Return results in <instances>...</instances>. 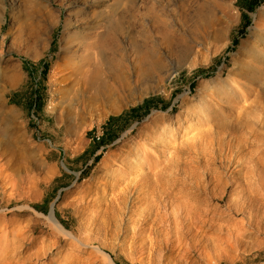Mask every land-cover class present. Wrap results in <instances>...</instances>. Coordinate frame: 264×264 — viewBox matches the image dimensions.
<instances>
[{"label":"rangeland","instance_id":"1","mask_svg":"<svg viewBox=\"0 0 264 264\" xmlns=\"http://www.w3.org/2000/svg\"><path fill=\"white\" fill-rule=\"evenodd\" d=\"M72 1L0 0L10 59L0 66V140L13 149L0 146L1 176L24 167L39 182L24 212L3 215L0 191V259L99 264L98 247L115 264H262L264 231L248 225V211L261 212L264 196L246 174L264 158V60L240 44L264 0H106L71 16V26L101 31L113 8L132 25L93 89L55 64ZM143 103L140 119L128 114ZM120 116L115 138L97 145ZM51 212L91 243L57 238Z\"/></svg>","mask_w":264,"mask_h":264},{"label":"bare ground","instance_id":"2","mask_svg":"<svg viewBox=\"0 0 264 264\" xmlns=\"http://www.w3.org/2000/svg\"><path fill=\"white\" fill-rule=\"evenodd\" d=\"M106 0H75L72 1L68 7V12L66 13L65 22L63 24L62 36L60 38L59 49L56 54L55 64L68 69L70 74L74 76V79L80 85L89 88H100L101 83H104L103 77L101 75V65L103 62L111 61L112 52L115 40L117 37L123 33L131 30L132 25L125 19L124 14L116 12L113 8L110 9L108 17L105 19L104 24L101 25V31L94 29H85V26H71L73 21L70 19L71 16L75 18L79 17L82 13L86 15L87 12L93 10L96 7L102 6ZM46 6V5H45ZM264 11V6L261 7ZM50 14V13H46ZM103 13L100 14V16ZM259 13L254 15L252 24L249 28V33L247 37L243 39L240 44V48L245 52L250 50H257L261 54V60H264V17ZM237 16V13H235ZM4 15H2L1 21ZM0 24V30H1ZM250 48V49H249ZM249 49V50H248ZM248 50V51H247ZM251 54L254 51H250ZM255 54V53H254ZM10 59H5L1 55L0 51V66L5 64ZM260 66V64H258ZM10 75L3 74L2 77H9ZM214 81V76L206 80L208 84ZM234 82L232 77L229 79V83ZM223 88L220 86L219 91L216 92L217 98H223L220 94L223 93ZM209 94L215 92L211 88L208 90ZM241 92V93H240ZM238 92L240 99L243 101L247 97L245 91ZM203 105L200 104L199 112H201ZM167 132V131H166ZM169 134V133H168ZM6 148V153L13 152L11 143L9 141L0 140V146ZM0 153V182H2V188H0L1 193L6 197V204L4 206L5 210L2 211L3 215L8 211H21L29 209L33 205L27 200L31 195L32 191L36 189L39 185L38 180H31L26 173L24 167L16 171L15 175L11 179L3 180L4 177L1 173L4 168V163H2ZM173 159V157L171 158ZM150 169V165L146 167ZM156 176V175H155ZM246 178L250 180L251 185H256L259 183L261 186V192L258 197L264 196V158L261 167H250L247 171ZM231 185L235 187V190L240 187L233 195L237 198L244 194V189L239 180H231ZM258 197L256 199H258ZM255 199V198H254ZM240 200V199H238ZM251 206V205H250ZM261 212L256 210H249V220L251 222L248 224L252 225L256 230L264 231V206L261 207ZM48 224L52 230L57 231L60 235L59 237H67L72 241L77 243V246H87L91 243L90 237L84 236L80 237L72 232L66 231L62 225L59 223L56 216L51 212L49 214ZM264 245V244H263ZM97 252H101L99 257V264H115L113 259L98 247L94 248ZM0 264H9L5 258L0 259ZM264 264V262L262 263Z\"/></svg>","mask_w":264,"mask_h":264},{"label":"trees","instance_id":"3","mask_svg":"<svg viewBox=\"0 0 264 264\" xmlns=\"http://www.w3.org/2000/svg\"><path fill=\"white\" fill-rule=\"evenodd\" d=\"M39 69H40V72H39L40 75L43 76L44 72L46 71V65L44 63L40 64ZM38 89H39V87L36 86L35 87V90H34V92L32 94V101H31V105H30V107H32V108H39V103L41 101V96L38 93V91H39ZM142 108H144L143 109V112L141 114H139L140 113V110ZM146 111H147V109H146V103H143L141 106L131 109L128 112V114H131V115L134 114V116L137 119H140V116H143L146 113ZM122 118H123V116H120V117H111L108 120V125H106L107 127H106L105 131L103 132V134L100 137V139L96 142L97 145L103 144L105 142V140L111 141V140H113L115 138V136L117 134H115V133H113L111 131V129H112L111 128V125L114 124L116 121L122 119Z\"/></svg>","mask_w":264,"mask_h":264}]
</instances>
